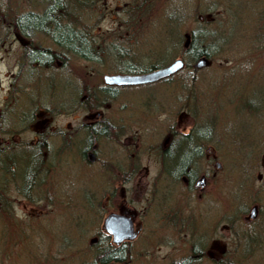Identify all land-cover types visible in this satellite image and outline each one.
Segmentation results:
<instances>
[{
  "label": "rangeland",
  "instance_id": "rangeland-1",
  "mask_svg": "<svg viewBox=\"0 0 264 264\" xmlns=\"http://www.w3.org/2000/svg\"><path fill=\"white\" fill-rule=\"evenodd\" d=\"M6 1L4 0V6ZM8 1L11 4V0ZM31 1L14 0L15 4L7 10L8 13L0 16L2 30H5L3 27H6V30L11 29L8 27L11 26L10 17L13 16L14 12H11L14 8L16 10L19 7L17 14L38 11L33 7L35 1ZM208 2L209 0H97L96 2L91 0L88 2L89 9L79 11L81 18L78 23H76L75 10L73 16L65 21L72 23L76 30L87 34L94 49L98 50L99 59L89 60L73 56L70 52H63L69 58L67 68L70 81L73 84L76 82L79 88V84L84 80L83 83L93 89L103 84L105 74L119 70L117 65L112 64L113 60L116 62L119 59L118 57L129 59L132 58L131 56L140 55L141 59H156L165 63L168 60L166 57L168 51L172 50L171 44L177 35L180 20L183 22L180 33L191 25L187 19L188 15H192L190 18L193 19L192 28L201 27L203 26L201 23L211 19L208 22V30L213 36L202 42V46L208 45L207 49L211 52L213 62L206 69L198 71L193 99L187 91L179 95L178 87H169L167 84L124 88L121 90L120 97L111 103V107H107L109 108L106 110L107 117L113 116L112 120L121 121V116L127 115L131 109L134 110V122L138 121L136 125L140 126H136L139 130L140 146L142 145L140 153L145 154L140 157L142 165L139 173L146 176L140 177L139 184L147 186L152 180L153 186L152 192L149 191V187H143L136 188L137 190L129 195L132 196V201L136 202L137 197L145 191L151 193L152 197H149L146 204L134 205L135 210H141V207L144 209L146 206L147 213L143 215V220L144 223L150 220L149 226L153 214L160 206L161 195L165 200L176 201V204L169 203L168 206L182 205L183 220L180 222L185 219L189 221L187 208L193 202L191 192L185 189L181 191L175 184L168 183L166 177L157 173V167H153V160H150L153 157L148 154L153 153V149L158 147L156 139L161 137V133L158 135L159 125L155 122L164 118V112L171 114L172 119L176 120V111L179 108H194L196 124L203 132H206L207 128L202 126L211 121L210 138L205 139V147L202 150L206 153L209 146V153L215 154V159L221 163L222 169L213 178L210 199L205 198L203 201L206 199L214 201L215 222L220 216L217 213V207L220 210L229 209L231 218L236 219L243 216L242 207L251 208L258 204V223L244 233L238 255L232 252L231 259L234 260V264H264V0H210V7L207 6ZM124 3L138 8L144 16L125 12L116 14L113 11L116 5L122 6ZM178 10L183 12L181 16ZM172 11H174L172 16L166 18V12ZM210 12L212 15L207 18ZM199 15L203 16L201 20H198ZM215 17L222 20V25H218V19ZM120 24L122 26L118 31H122V34L127 30L125 27L140 28L130 29L129 31L132 32L126 41L139 42L145 27L147 31L149 29L150 35L146 36L147 44H143L142 47L139 45L134 49L110 47L107 41ZM220 30H224L220 34L226 37V44L219 46ZM38 33L40 44L54 50L47 36L43 35L46 40L43 41L39 36L41 33L39 35ZM7 35L6 40L9 41L14 33L11 31ZM259 38L262 41L259 42ZM101 42L104 43L100 44ZM5 50V58L0 61V82H2L3 73L13 64L15 57L12 42H7ZM59 51L62 50L59 49ZM175 51L173 49L172 54L177 53L176 56L179 52ZM120 60L124 62V59ZM145 65L149 64L138 66L144 68ZM45 75L48 74L42 76ZM44 79L40 102L46 100L49 91V80ZM57 80L62 87L60 75L55 81ZM35 90L36 87L32 96ZM197 91L199 96L196 99ZM61 93L58 90L55 98ZM1 95L0 92V97ZM81 95L82 93L78 91L75 93L70 91L67 96L72 110L70 115L72 126L83 121L85 113L82 112V108H79L83 103L80 100ZM67 97L61 101L54 100L53 103L57 102L59 105L63 100L66 101ZM26 102L27 99L23 98L22 105ZM57 108L62 107L59 105ZM113 108H117V116L113 114ZM141 108H144V113H141ZM76 109L79 110L76 111ZM144 121H148L145 126L148 130L143 127ZM190 123L191 119L188 118L182 122L181 127L186 129ZM76 133L77 130H72L71 142L81 138V135L77 136ZM114 145L118 144H112L110 139L103 136L99 148V152L103 153V162L107 156L110 158L109 156L113 155L109 153V149L111 150ZM76 151V149L71 151V158L76 155ZM175 158V155L166 157L168 166L174 165ZM47 162L50 165L46 163L44 168L48 169L50 175L62 168L57 166L58 164L52 165L50 159H47ZM205 163V160H200L199 170L201 166L204 168ZM70 164L71 170H65L68 175L60 176L61 180L64 178L67 181L64 191L61 184L57 188L58 191L54 188L47 190L50 177L46 176L40 178L39 186L33 192L9 191L7 198H3L8 203L0 206V264H91L98 244H90V240L95 238L99 229L100 214L107 211L108 204L105 205L104 201L105 196L110 193V176L108 177L109 172L99 173L93 166L83 168L77 160L70 161ZM211 164L213 162L210 161ZM143 169L148 171L144 172ZM56 176L57 174L55 179ZM164 184L167 187H164L165 194L162 190ZM96 185L101 187L95 190ZM15 200L19 203L13 204ZM242 221L237 220L235 223L241 227ZM219 227L220 229H216V234L223 232L221 226ZM162 228L164 229V225ZM157 234L159 235L150 240L141 237L133 241L129 245L131 253L128 257L129 262L126 264H166L181 255L184 257L186 253L188 254L190 241L182 238V235L178 236L179 233L173 237L161 238V230L156 227L153 235ZM212 242L217 243V245L214 243V253L218 255L221 249L228 247L229 240L221 236L217 241L216 235ZM171 244L176 245V251H173Z\"/></svg>",
  "mask_w": 264,
  "mask_h": 264
},
{
  "label": "flooded vegetation",
  "instance_id": "flooded-vegetation-1",
  "mask_svg": "<svg viewBox=\"0 0 264 264\" xmlns=\"http://www.w3.org/2000/svg\"><path fill=\"white\" fill-rule=\"evenodd\" d=\"M137 10L138 8L130 7L129 3H124L122 6L116 5L113 11L116 14L125 12L126 14L135 13L138 16L143 15ZM178 13L179 16H181L183 12L178 10ZM188 14L189 13H187V15ZM23 15L24 14L21 13L19 17L21 18ZM191 17L192 15H188L187 19L192 25ZM187 19L184 21L185 24L187 23ZM180 23L182 27V20H180ZM191 25L185 28V32H189L191 38L195 35L192 41V46H195L198 44V40L196 39L195 28H192ZM121 26V24L120 26L117 25L116 31L113 32L107 44L119 49H134L139 45V47H142L143 42L141 39L144 35V31L142 32L143 34L139 42L126 41V38L132 32L129 31L130 29L134 30V28H140L125 27L127 30L122 34V31H118L121 29ZM0 28V61H3L5 58L7 42H12L15 49L13 64L3 73L2 82H0V92L2 93L0 97V206L8 203L4 201L3 198H7V193L9 191H15V193L22 191L33 192L34 189L39 186L41 177H50L47 190H53L54 188L55 191H58L57 188L61 184L63 187L62 191H64V186L67 184V181L64 178L61 180L60 176L68 175L65 170H71L70 161L74 162L77 160L83 168L84 166L86 168L87 166H93L99 173L102 171L109 172L108 177L110 176V193L105 196L106 200L104 201L105 205L108 204L106 207L107 211L105 213L102 212L99 216L100 224L95 236V241L96 244H98L100 252L99 256L101 257L102 255L103 257L104 255L107 259L104 261L100 260L98 264L128 263V257L131 253L129 245L141 237L150 240L158 236L159 234L153 235L156 227H159L161 230V238L173 237L179 233L178 236L182 235V238L190 241L188 254L186 253L184 257L181 255L178 260L174 259L166 264H234V260L231 259L232 252H236L238 255L244 233L251 230L255 223H258V204L256 205L255 217H250V214L246 217V214L250 211L248 206L244 209L242 213L243 216H239L236 219L231 218L229 209L226 210L224 208L220 210V208L217 207V213L220 216L216 222L214 221V201H208V199L203 201V199L209 198V193L212 189L211 185H213L212 182L214 181L213 178L222 169L221 163L216 162L215 154L213 152L209 153V146H207L206 153L202 150V148L205 147V139L208 140L210 138V123L212 122L210 121V123L204 124V128L206 127L207 130L206 132L201 130L202 135H204L203 137L197 135L199 134V130L195 121L194 108H179V110L176 111V120L172 119L171 114L162 111L164 112V118L160 120L157 119L158 122H155L159 125L158 135L161 133V137L159 139L157 138L158 140L156 139V146L158 147L154 146V152L148 154V156L153 157V159H150L153 160L154 165H152L153 167H157V173L166 177L165 179L168 183L175 184L181 191L185 189L191 192L193 202L187 208L189 211V221L187 222L185 219L180 222L183 220L182 205H175V207L168 206L176 201L171 202L165 200L161 195L160 206L157 209L158 211L153 214L149 226L150 220L145 223L143 220V215L147 213L145 211L146 206L144 209L141 207V210H135L134 205L146 204L149 197H152L151 193L145 191L137 197L136 202L132 201V196L129 195V193L135 192L137 190L136 188L142 189L143 187H149V191L152 192L151 188L153 186L151 183L152 180L147 186L139 184L141 181L140 177L146 176L143 173H139L141 172L142 165L140 157L145 154L140 153V147L142 145L140 146L138 137L139 130L136 127L140 126L136 125L138 121L134 122V110L131 109L127 115H123V111V117H120L121 121L112 120L113 116L112 118L107 117L106 111L109 109L107 107H111V103L87 105L89 94H98L101 90H87V86L83 83V80L78 88L79 93H82L80 100L83 102L82 106L79 108H82V112L85 114L83 116V121L72 126L70 122L72 110L70 108V99L67 97L71 88H65L66 86L63 84L65 83L69 86L70 83V73L67 68L69 58H67L66 54H60L58 51L55 53L54 50L48 49L46 52L48 51L52 60L48 63H36L34 62L36 60L35 49L39 51L40 45L37 30L34 28L26 29L21 24L9 26L8 28H11L10 30H6V27H3L5 30H2V27ZM11 31L14 35L7 41V33ZM102 43L104 42H101V44ZM41 52L44 51L41 50ZM182 57H184V63L186 65L188 58L185 56ZM118 58L116 62L114 60L112 62L115 64L120 63L117 65L119 70L115 73L140 74L152 70L150 68L136 67L135 64H133V58ZM197 58L198 55H195V57L189 59L192 66ZM120 59H124V62ZM141 60L142 63H145L149 59L143 58ZM167 63L168 62L164 63L162 66ZM43 74L48 75L42 76ZM59 75L62 80V90L66 91L67 97L66 101L63 100V102L59 104L62 108H57L59 105L55 104V102L53 103L55 98V80ZM44 78L49 80L48 85L52 88H50V92L47 94V101L40 102L39 86L40 82L45 80ZM50 80H53V82H50ZM165 80L167 79L163 78L154 83H163ZM150 84L127 87L101 85V87L105 89L104 92L113 95L116 94V97H119L121 90L124 88L145 87ZM58 86L60 87V82H58ZM35 87V94L32 96L31 94L34 92L33 90ZM23 98L27 99L25 105H22ZM48 104L52 105L49 106ZM143 109L144 108H141V113H144ZM78 110L79 109H76V111ZM113 114L117 116V108H113ZM188 118L191 119V123L188 128L183 129L181 127L182 122ZM147 123L148 121H144L143 127H145ZM145 129H147V127H145ZM72 130H77V136L81 135V138H78L74 142H71V137L73 135H71ZM103 136L110 139L112 144L119 145H114L111 150L109 149V153L113 155L109 156L110 158H108V156L105 158V161L109 160L108 162H103V153L101 154L99 152V148L101 147L100 142L103 140ZM198 139L201 140V146H197L196 144L190 146L185 145L188 142H193ZM183 147H189L191 149L185 171L182 170V168H177L176 164L171 167L168 166L166 157L175 155L176 158H180V156H182L181 151H185ZM120 148L121 150H119ZM75 149L77 153L71 158L70 153ZM209 156L210 158H208ZM47 159H50L52 165L58 164L57 166L60 168L62 167L61 170L53 172L50 175L48 169L44 168L46 163L50 165ZM199 160H205L206 162L203 164L204 168L201 166L200 170ZM210 161L213 162V164L210 165ZM143 171L147 172L148 170L143 169ZM222 172L224 173L223 170ZM56 174L58 178L56 176L55 179ZM201 176L205 177L204 183L201 187H198L196 181L198 177ZM135 177L137 180H133ZM166 184L163 185L162 189L164 194V187H166ZM14 203L17 204L19 201L15 200L13 204ZM110 213L126 216L132 220V237L124 238L119 244L114 243L115 234L108 232L104 228V219ZM237 220H243L240 223L242 224L241 227L238 226V223H235ZM162 225H164V229ZM219 226H221L223 232L221 234H216V229H220ZM175 231L178 232L175 233ZM216 235L217 241L221 236L229 240L228 247L221 249L218 255L214 253V243L215 245H217V243L212 242ZM171 245L173 251H176V245ZM119 252L120 254L122 253L120 257L118 254ZM183 258L184 260H182Z\"/></svg>",
  "mask_w": 264,
  "mask_h": 264
},
{
  "label": "trees",
  "instance_id": "trees-1",
  "mask_svg": "<svg viewBox=\"0 0 264 264\" xmlns=\"http://www.w3.org/2000/svg\"><path fill=\"white\" fill-rule=\"evenodd\" d=\"M30 1L31 0H26V2H30ZM33 1H35L33 3V7L37 9L38 11L24 12L23 17L20 18L19 14H17L19 11V7L16 10L14 8V10L12 11L14 12V14L12 17H10V19H12L10 20L11 25L21 24L26 29L34 28L35 30L39 32L38 34L41 33L39 36L42 37L43 41H46L44 40L43 35L47 36V39L52 42V47L54 48L55 53L58 51L60 54H66L63 51H66V52L70 51V53L73 56H78V57H82V58L89 59V60L99 59V55L97 54V49H94L93 47L94 45L92 46V42H90L85 32L81 30L76 31L72 23L66 22L65 20L57 19L60 15L59 13H63L65 15V18L69 19L71 16H73L74 14L73 11L75 10L77 12V14L75 13V16H77L76 23H78L79 22L78 19L80 17L79 11L82 9H89L90 7H89L88 2L91 0H33ZM96 1L97 0H95V2ZM209 2L207 3L208 7H210ZM12 4H15L14 0H11V4H9V1L7 0L6 6H4V0H0V16L1 14L8 13L7 10H10L9 8L12 6ZM208 7L206 9L209 12ZM5 17L9 18L8 16H4V18ZM218 17H221V16H218ZM218 17H215V19H218ZM208 24L209 23L207 21H205L204 23H201V25L203 26L199 27L197 32H195L196 39L198 40L197 45L192 46V41L195 35H193L191 38V34L185 31H183L182 33L178 31L177 35H175L176 40L172 42L171 44L172 50L173 49L176 51L178 50L179 56H185L186 58H188V62H186V65L181 70H179L177 73L166 78L167 80H165L162 84L163 85L167 84V86L169 87L170 86L178 87V90L180 92L179 95L187 91L189 96L192 99H193V96H195L196 87L194 84L196 82V72L198 69L193 68L192 63L189 59H191L192 57H195V55H198V56L206 55L210 60H212L211 52H209V50L207 49L208 45L202 46V42H205L206 39L213 36L211 31L208 30ZM218 25H222V20L220 18L218 19ZM71 29H74L76 31L75 35L71 32ZM214 31H219V30L214 29ZM222 31L224 30H220V32L218 33L221 40L219 41L216 40L218 41L219 46L220 44H226V37L220 34ZM258 41L259 42L262 41L261 38H259ZM209 47L212 48L213 46L212 47L209 46ZM112 48H115V47H112ZM48 49L50 50V47H42V45H39V50H43L46 52V50ZM59 49H61L62 51H59ZM172 50L168 51V54L166 57H170L171 55H173ZM159 53H161V51ZM46 54H48V51L46 52ZM175 54L177 53H174V55ZM48 55L50 56V54ZM131 57L133 58V64H135L136 67H138V65L151 62V64L145 65V66L147 68L148 67L152 68L162 63V62L157 61L156 59H152L145 63H142V60H141L142 56L138 55L136 57H133V56ZM122 58H125V57H122ZM107 64H110V63H107ZM145 66L143 67L145 68ZM50 82H53V80H50ZM87 88L89 87L87 86ZM95 89L96 90L100 89L101 91L98 94L93 93L89 95L88 100H87V105H90V104L96 105L97 103L99 104L112 103L117 98L116 94L113 95V94L104 92L105 89L102 88L101 86H96ZM198 96L199 95L197 91L196 99L198 98ZM191 98H190V103H191ZM198 130H199V134L197 135L199 137H203L204 135H202L201 129H198ZM183 149H185V151L183 152L181 151L182 156H180V158L179 157L176 158L175 159L176 161L174 162V164L177 165V168L179 169L182 168V170L185 171V167H186V164H188V160L190 156L189 152H191V149L189 147H183ZM118 254H119V257L122 255V253L120 254V252ZM99 255H100V252L98 250L95 253V259L93 263L91 264H98L100 260L104 261L107 259L104 255L103 257L102 255L101 257Z\"/></svg>",
  "mask_w": 264,
  "mask_h": 264
},
{
  "label": "water",
  "instance_id": "water-1",
  "mask_svg": "<svg viewBox=\"0 0 264 264\" xmlns=\"http://www.w3.org/2000/svg\"><path fill=\"white\" fill-rule=\"evenodd\" d=\"M209 60L205 55L200 56L195 66L197 68L208 65ZM183 66V61L181 59L174 60L171 64L161 67L150 72L141 75H113L106 76V81L116 84H138V83H148L153 82L159 78L167 76L171 73L178 71ZM204 177L200 178L197 182L198 186H202L204 183ZM256 213V207L251 209V216L254 217ZM105 228L114 233L116 242L122 241L124 238L132 237V220L126 216H119L115 213L109 214L105 219Z\"/></svg>",
  "mask_w": 264,
  "mask_h": 264
},
{
  "label": "bare ground",
  "instance_id": "bare-ground-1",
  "mask_svg": "<svg viewBox=\"0 0 264 264\" xmlns=\"http://www.w3.org/2000/svg\"><path fill=\"white\" fill-rule=\"evenodd\" d=\"M60 15H59V17L57 18V19H61V20H65L66 18H65V15L63 14V13H59ZM76 31H79L78 29L76 30ZM76 31L74 30V29H71V32L75 35L76 34ZM40 44V43H39ZM101 44V43H100ZM40 45H42V44H40ZM42 47H44L43 45H42ZM35 52H36V55H35V57H36V60L34 61V62H36V63H48V62H50L51 60H52V58H51V56H49L48 54H46V53H44V52H41V50H37V49H35ZM97 54H98V50H97ZM57 65V64H56ZM66 87L65 88H78V85H77V83L75 82V84H73L71 81H70V83H69V86L67 85V84H65V83H63ZM200 142H201V140H196V141H193V142H188L187 144H185L186 146H190V145H192V144H196L197 146H199L200 145ZM101 187V185H96V189L95 190H98L99 188ZM22 192H28V191H22ZM177 260H178V258H177ZM182 260H184V258L182 259Z\"/></svg>",
  "mask_w": 264,
  "mask_h": 264
}]
</instances>
